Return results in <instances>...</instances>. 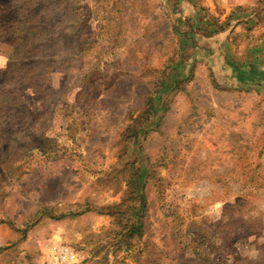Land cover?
<instances>
[{
    "label": "rangeland",
    "instance_id": "1",
    "mask_svg": "<svg viewBox=\"0 0 264 264\" xmlns=\"http://www.w3.org/2000/svg\"><path fill=\"white\" fill-rule=\"evenodd\" d=\"M241 1L0 0V264H264V0Z\"/></svg>",
    "mask_w": 264,
    "mask_h": 264
},
{
    "label": "trees",
    "instance_id": "2",
    "mask_svg": "<svg viewBox=\"0 0 264 264\" xmlns=\"http://www.w3.org/2000/svg\"><path fill=\"white\" fill-rule=\"evenodd\" d=\"M235 16H236V14L235 13H232L230 15L229 19H233ZM21 28H22V36L23 37L24 36L27 37V35L29 37L30 34H33V37L35 36V34L33 33L32 30L26 31L24 26H21ZM17 55L19 56V54H17ZM169 85L170 84H166L165 85V89L163 88V91H162V93H161L160 96H157V97L149 96V98L147 100L148 107L144 111V113H146V112L148 113L149 112V118L148 119H150V117L154 116L155 114L160 113L159 111L164 107L163 99H164V95L167 94L168 91H169L168 90V86ZM162 117H163V114H160V118H162ZM147 130H148V123L143 124L141 128H138V130L135 129V131L137 132V134L135 136V142L136 143H137V140H139L140 135H143L144 136V134H146ZM133 227H134L133 228L134 230L139 229V227H137V228L135 226H133Z\"/></svg>",
    "mask_w": 264,
    "mask_h": 264
},
{
    "label": "built area",
    "instance_id": "3",
    "mask_svg": "<svg viewBox=\"0 0 264 264\" xmlns=\"http://www.w3.org/2000/svg\"><path fill=\"white\" fill-rule=\"evenodd\" d=\"M79 256L68 244L56 242L47 252L46 264H78Z\"/></svg>",
    "mask_w": 264,
    "mask_h": 264
},
{
    "label": "crops",
    "instance_id": "4",
    "mask_svg": "<svg viewBox=\"0 0 264 264\" xmlns=\"http://www.w3.org/2000/svg\"><path fill=\"white\" fill-rule=\"evenodd\" d=\"M241 0H237V4H240L241 5ZM258 63L257 62H254V61H250V62H248V65L246 66L247 67V71H248V73L246 74L247 76H248V74H250V76L251 75H253V74H256L257 72L258 73H260L261 72V70L258 68ZM263 74V73H262ZM260 76H261V74H260Z\"/></svg>",
    "mask_w": 264,
    "mask_h": 264
}]
</instances>
